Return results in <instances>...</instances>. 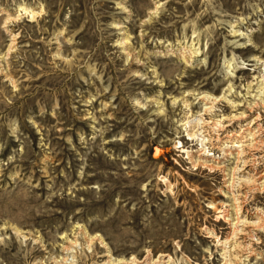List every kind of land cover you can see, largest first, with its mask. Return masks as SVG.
Here are the masks:
<instances>
[{
  "label": "rangeland",
  "instance_id": "obj_1",
  "mask_svg": "<svg viewBox=\"0 0 264 264\" xmlns=\"http://www.w3.org/2000/svg\"><path fill=\"white\" fill-rule=\"evenodd\" d=\"M0 264H264V0H0Z\"/></svg>",
  "mask_w": 264,
  "mask_h": 264
},
{
  "label": "bare ground",
  "instance_id": "obj_2",
  "mask_svg": "<svg viewBox=\"0 0 264 264\" xmlns=\"http://www.w3.org/2000/svg\"><path fill=\"white\" fill-rule=\"evenodd\" d=\"M201 154H202V153H201ZM163 262H168V261L164 260Z\"/></svg>",
  "mask_w": 264,
  "mask_h": 264
}]
</instances>
